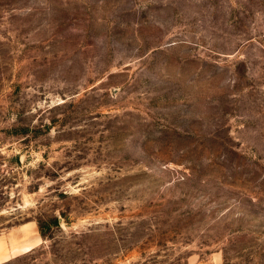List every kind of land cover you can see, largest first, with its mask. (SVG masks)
I'll use <instances>...</instances> for the list:
<instances>
[{
	"label": "rangeland",
	"instance_id": "1",
	"mask_svg": "<svg viewBox=\"0 0 264 264\" xmlns=\"http://www.w3.org/2000/svg\"><path fill=\"white\" fill-rule=\"evenodd\" d=\"M29 222L7 264H264V0H0V235Z\"/></svg>",
	"mask_w": 264,
	"mask_h": 264
},
{
	"label": "crops",
	"instance_id": "2",
	"mask_svg": "<svg viewBox=\"0 0 264 264\" xmlns=\"http://www.w3.org/2000/svg\"><path fill=\"white\" fill-rule=\"evenodd\" d=\"M43 242L39 227L29 222L0 235V264H7Z\"/></svg>",
	"mask_w": 264,
	"mask_h": 264
},
{
	"label": "trees",
	"instance_id": "3",
	"mask_svg": "<svg viewBox=\"0 0 264 264\" xmlns=\"http://www.w3.org/2000/svg\"><path fill=\"white\" fill-rule=\"evenodd\" d=\"M53 223L58 225V223H59L58 219H56ZM38 226H39L40 234L44 238L46 236L45 235V233H46L45 231L47 230V228H45V226H43V224L41 222L38 224Z\"/></svg>",
	"mask_w": 264,
	"mask_h": 264
}]
</instances>
